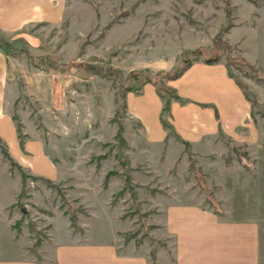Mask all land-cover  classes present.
Wrapping results in <instances>:
<instances>
[{
	"label": "rangeland",
	"instance_id": "374dc122",
	"mask_svg": "<svg viewBox=\"0 0 264 264\" xmlns=\"http://www.w3.org/2000/svg\"><path fill=\"white\" fill-rule=\"evenodd\" d=\"M0 3V264L69 231L166 260L169 226L199 213L255 222L264 239V0ZM196 49L232 82L221 116L188 98L165 111L157 93Z\"/></svg>",
	"mask_w": 264,
	"mask_h": 264
},
{
	"label": "crops",
	"instance_id": "0c3cea01",
	"mask_svg": "<svg viewBox=\"0 0 264 264\" xmlns=\"http://www.w3.org/2000/svg\"><path fill=\"white\" fill-rule=\"evenodd\" d=\"M182 81L183 84H179ZM221 83L229 88L232 86L223 65L194 61L189 69L174 81L173 87L179 95L176 100L188 98L196 101V104H214L221 116ZM236 98V105L233 104L237 108L236 116L234 112L231 113L233 120L239 121L245 110L242 98L238 95ZM210 110L218 130L219 118L216 111ZM198 215L202 216L196 224L180 225L173 222V226H169L168 230L176 239V248L173 258L167 257L166 260L159 257L157 260L148 261L141 253L120 250L113 240L99 245L91 244L88 238L77 239L69 231L68 240L55 239L50 252H43L41 256H34L32 259L16 260L14 264H264V239L260 236V226L257 223L228 221L214 217L212 213Z\"/></svg>",
	"mask_w": 264,
	"mask_h": 264
},
{
	"label": "trees",
	"instance_id": "16d2710c",
	"mask_svg": "<svg viewBox=\"0 0 264 264\" xmlns=\"http://www.w3.org/2000/svg\"><path fill=\"white\" fill-rule=\"evenodd\" d=\"M198 53H200L199 49H196V50H193V51L185 50L181 54V56H183V58L179 60L180 63H183V66L181 68L176 69V71L170 76L171 80H175V79L179 78L180 76H182L183 73L192 65V63L199 59V58L198 59L196 58V55ZM192 54L195 55L194 59H191V60L186 59V57H188V55H192ZM200 58H202V57H200ZM207 59L211 60V62L209 64L217 62L219 60L218 58H203V61L205 62V60H207ZM162 89H163V92H165V93H167L169 95L168 97H166L164 95V93H162L159 89L157 90V93H158L159 96L165 97L166 100H165L164 110L165 111H169L170 110V101H171V99H179V95H178L176 89L173 86H167L166 85ZM142 93H143V87L139 88V90L137 91V94H142ZM251 102H252V104H254L253 100H251ZM126 106H127V102L124 99L122 108L126 109ZM164 123H167V122L165 121ZM168 128L173 130L177 137H179V138L181 137L179 134L176 133L175 128L173 127L172 124H168ZM219 132H221V134H224L221 130H219ZM185 144H188V142L185 141Z\"/></svg>",
	"mask_w": 264,
	"mask_h": 264
},
{
	"label": "water",
	"instance_id": "95a60500",
	"mask_svg": "<svg viewBox=\"0 0 264 264\" xmlns=\"http://www.w3.org/2000/svg\"><path fill=\"white\" fill-rule=\"evenodd\" d=\"M210 62H211L210 59L205 60V63H206V64H207V63H210Z\"/></svg>",
	"mask_w": 264,
	"mask_h": 264
}]
</instances>
